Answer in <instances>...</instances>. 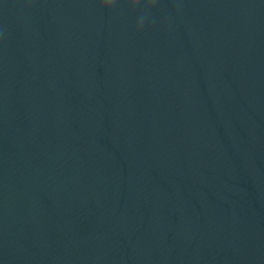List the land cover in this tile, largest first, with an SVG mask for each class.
I'll use <instances>...</instances> for the list:
<instances>
[{"label": "clouds", "instance_id": "clouds-1", "mask_svg": "<svg viewBox=\"0 0 264 264\" xmlns=\"http://www.w3.org/2000/svg\"><path fill=\"white\" fill-rule=\"evenodd\" d=\"M116 3V0H102V7L105 9L111 10ZM127 8L130 12L135 13L138 9L141 8L142 0H126ZM156 0H148L145 5L144 10L140 14V21L137 24V28H141L143 26L144 18L147 16L148 12L155 6Z\"/></svg>", "mask_w": 264, "mask_h": 264}]
</instances>
